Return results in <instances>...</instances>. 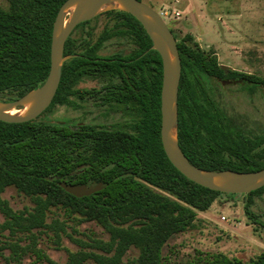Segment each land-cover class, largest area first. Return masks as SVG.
<instances>
[{
  "label": "trees",
  "instance_id": "trees-1",
  "mask_svg": "<svg viewBox=\"0 0 264 264\" xmlns=\"http://www.w3.org/2000/svg\"><path fill=\"white\" fill-rule=\"evenodd\" d=\"M63 1L8 0L6 8L0 6L1 100H14L44 81L49 71L52 25ZM105 13L114 21L106 24L96 39H92L91 30L80 39L71 35L66 39L63 52L73 56L62 65L50 105L27 121L0 120V191L14 184L35 202L25 215L0 198V211L11 231L46 225L58 238L65 223L59 219L45 222L51 206L63 207L68 216L80 214L103 225L108 240H77L82 247L69 252L66 264L87 259L95 264H117L131 245L139 248L135 264H166L168 257L162 254L166 241L190 226L196 212L206 210L217 196L236 193L200 185L170 162L160 139V54L132 14L121 10ZM91 21L84 20L74 29ZM111 36H121L130 51L100 56L98 49ZM176 41L181 61L178 141L184 154L191 163L207 169L252 171L264 167V129L250 130L229 113L215 84L217 78L242 77L259 83L264 79L222 67L214 52L202 49L190 35ZM84 78H98L101 84L98 89L77 88ZM255 84L241 87L253 93ZM79 94H96L101 103L115 101L130 119L122 124L70 126L43 118L45 111L63 102L72 103L68 96ZM60 181L101 182L103 186L76 196L60 186ZM237 194L245 196L247 217L264 228V219L252 209L255 196L264 194V185ZM25 246L12 243L13 258H19ZM183 264H264V250L247 260L200 251Z\"/></svg>",
  "mask_w": 264,
  "mask_h": 264
},
{
  "label": "rangeland",
  "instance_id": "rangeland-1",
  "mask_svg": "<svg viewBox=\"0 0 264 264\" xmlns=\"http://www.w3.org/2000/svg\"><path fill=\"white\" fill-rule=\"evenodd\" d=\"M143 1L155 10H178V15H167L165 18L176 40L190 35L202 49L214 52L223 67L264 79V0ZM0 6L6 8L8 0H0ZM105 12L93 18L88 25L74 29L72 36L80 39L86 36V31L91 30L92 39H95L105 24L114 21ZM127 49L128 45L121 36H113L98 53L109 55L118 51L126 52ZM246 83L237 80L218 81L217 91L221 93L229 113L234 114L239 121H244L248 127L262 131L264 90L258 87L255 92H248L241 87ZM98 84L96 79H87L79 85L91 87ZM42 116L57 121L71 119L75 122L105 124L122 122L124 119L120 109L94 107L90 103L79 109L55 105ZM0 198L6 200L14 211H22L25 215L35 205L31 196L14 184L4 186ZM244 204L243 194H220L206 210L197 211L192 224L173 234L163 245L162 254L168 257L166 264H183L195 258L200 251L220 252L247 260L264 250V228L247 217ZM252 209L264 219V194L255 196ZM6 218L0 211V264H66L69 252L82 247L77 240L88 241L95 237L106 241L109 238V232L100 223L85 220L76 213L68 216L64 208L59 206L49 207L45 216L46 223L55 219L64 221L65 231L60 230L59 238L54 229L46 225L11 231L4 224ZM12 243L28 245L17 259L13 258ZM138 253L139 248L131 245L117 264H135ZM81 264L95 263L87 259Z\"/></svg>",
  "mask_w": 264,
  "mask_h": 264
},
{
  "label": "water",
  "instance_id": "water-1",
  "mask_svg": "<svg viewBox=\"0 0 264 264\" xmlns=\"http://www.w3.org/2000/svg\"><path fill=\"white\" fill-rule=\"evenodd\" d=\"M108 10H121L132 14L148 33L162 61L160 89V139L170 162L194 182L225 193H249L264 185V167L252 171L233 169H207L189 161L178 141V89L181 61L176 38L160 13L143 0H64L53 21L50 43L49 71L37 87L14 100L0 99V120L23 122L40 115L52 102L57 91L63 62L71 55L64 54V43L73 28ZM264 88V83H262ZM67 192L82 196L102 188L60 181Z\"/></svg>",
  "mask_w": 264,
  "mask_h": 264
},
{
  "label": "flooded vegetation",
  "instance_id": "flooded-vegetation-1",
  "mask_svg": "<svg viewBox=\"0 0 264 264\" xmlns=\"http://www.w3.org/2000/svg\"><path fill=\"white\" fill-rule=\"evenodd\" d=\"M100 15V14H99ZM98 16V15H97ZM96 17V16H95ZM95 17H93V18H95ZM93 18H91L92 20H93ZM106 25V24H105ZM105 27V26H104ZM103 27V28H104ZM73 30H74V28H73ZM73 30L71 31V33L69 34V36L71 35L72 36V32H73ZM102 31V30H101ZM100 34V33H99ZM98 34V35H99ZM174 34V33H173ZM97 35V36H98ZM68 36V37H69ZM175 36V35H174ZM67 37V38H68ZM73 37V36H72ZM113 36H111L109 39H111ZM176 38V37H175ZM96 39V38H95ZM108 39V40H109ZM107 41V40H106ZM105 41V42H106ZM105 42L100 46V48H102L103 46H104V44H105ZM65 44V43H64ZM125 44L127 45V43L125 42ZM99 48V49H100ZM99 49H98V51H99ZM64 51V50H63ZM98 51H97V53H98ZM130 50H129V46H128V49H127V51L125 52H123V51H121V52H123L124 54H126V53H128ZM64 53V52H63ZM99 54V53H98ZM113 54V53H112ZM71 56L69 57V58H71L72 56H73V54H70ZM100 56H105V54H99ZM109 55H111V54H109ZM68 58V59H69ZM67 60V59H66ZM65 60V61H66ZM64 61V62H65ZM63 62V63H64ZM219 64H220V62H218ZM221 65V64H220ZM222 66V65H221ZM223 67V66H222ZM225 68V67H224ZM232 70H235V69H232ZM62 72V71H61ZM246 73V72H245ZM247 74H250V73H247ZM241 78L242 77H233V78H231V77H227V78H217V81H216V90H218V88H217V84H218V81H226V80H229V81H231V80H237V81H241V82H247V84H251L252 82H256V84L255 85H257V88L259 87V88H261V89H263L264 90V88L262 87V83H264V82H262V83H259L257 80H250V79H246V78H242V80H241ZM60 79H61V77H60ZM87 79H96L98 82H99V84L96 86H91V87H83V86H80L79 84L82 82V81H84V80H87ZM258 82V83H257ZM100 84H101V81L98 79V78H84V79H82V80H80L77 84H76V87L77 88H93V87H95V88H97L98 89V87L100 86ZM256 88V89H257ZM218 92V97L219 98H221V102H222V104H223V106L225 107V105H224V103H223V100H222V95H221V93L219 92V91H217ZM68 98L72 101V103H68V102H63V103H61V104H58V105H65V106H69V107H71V108H73V109H79V108H84L88 103H90L91 105H94V107H104V106H106V107H111V108H113V107H115V108H117V109H120L122 112H123V109H122V107L120 106V104L119 103H117V102H105V103H101V102H99V100L97 99V97H96V94H79L78 96H75V95H69L68 96ZM228 110V109H227ZM123 121L122 122H117L118 124H122L125 120H129L130 119V115L129 114H127V113H124L123 112ZM61 122H67L70 126H74V125H81V124H86V123H91V124H93L92 122H83V121H78V122H75L74 120H71V119H62L61 120ZM103 124H105V123H103ZM115 124V123H114ZM106 125H111V124H106ZM246 127H248V125H246ZM250 130H253V131H256V130H254V129H252L251 127H248ZM257 132V131H256ZM101 183V182H100ZM79 184H85L87 187H90V184H87V183H79ZM95 184H97V183H93V185L92 186H94ZM102 184V183H101ZM91 186V187H92ZM103 186V185H102Z\"/></svg>",
  "mask_w": 264,
  "mask_h": 264
},
{
  "label": "built area",
  "instance_id": "built-area-1",
  "mask_svg": "<svg viewBox=\"0 0 264 264\" xmlns=\"http://www.w3.org/2000/svg\"><path fill=\"white\" fill-rule=\"evenodd\" d=\"M167 1H170V2H173V3H178L179 0H167ZM158 12L160 13V15L164 19V21H165V18L168 17V16L178 15L179 14L178 10L177 11H174V10H170L169 11L167 8L158 10Z\"/></svg>",
  "mask_w": 264,
  "mask_h": 264
}]
</instances>
